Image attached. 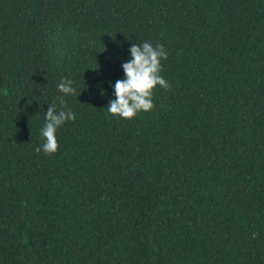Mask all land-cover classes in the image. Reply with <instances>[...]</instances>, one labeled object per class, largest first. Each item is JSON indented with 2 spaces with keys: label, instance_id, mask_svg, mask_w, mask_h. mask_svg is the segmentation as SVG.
<instances>
[{
  "label": "trees",
  "instance_id": "obj_1",
  "mask_svg": "<svg viewBox=\"0 0 264 264\" xmlns=\"http://www.w3.org/2000/svg\"><path fill=\"white\" fill-rule=\"evenodd\" d=\"M143 41L169 86L109 116ZM0 264H264V0H0Z\"/></svg>",
  "mask_w": 264,
  "mask_h": 264
},
{
  "label": "clouds",
  "instance_id": "obj_2",
  "mask_svg": "<svg viewBox=\"0 0 264 264\" xmlns=\"http://www.w3.org/2000/svg\"><path fill=\"white\" fill-rule=\"evenodd\" d=\"M128 59L121 64L123 76L121 79L110 82L113 98L107 105L109 116L120 119H132L140 112L150 111L153 107V91L159 86L168 88V83L160 74L162 60H167L168 53L164 46L143 41L139 44H131L128 49ZM61 94L62 110L57 111L54 106L48 105L44 116V125L40 129L42 143L37 147V152L45 155L53 154L58 150L57 131L67 121L76 119L75 112L66 108L63 97H71L76 94L74 81L62 77L56 85ZM104 94V90H101Z\"/></svg>",
  "mask_w": 264,
  "mask_h": 264
}]
</instances>
